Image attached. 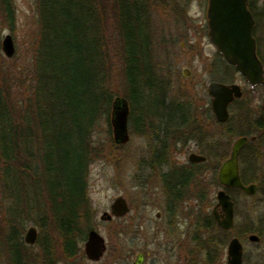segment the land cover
I'll list each match as a JSON object with an SVG mask.
<instances>
[{
    "label": "rangeland",
    "instance_id": "obj_1",
    "mask_svg": "<svg viewBox=\"0 0 264 264\" xmlns=\"http://www.w3.org/2000/svg\"><path fill=\"white\" fill-rule=\"evenodd\" d=\"M10 1L12 14L8 17L0 0V98L7 105L15 126L14 175L27 191L19 204L9 197L2 180L5 163L0 157V230L5 229L8 205L18 209L25 224L22 239L26 229L35 226L37 241L27 244L23 239L20 263L130 264L142 247L140 236L155 235L156 224L160 221L156 219V212L171 205L178 217V229L185 230L189 224V231L195 233L194 264H226L227 243L233 234L239 236L243 244L241 264H264V152L251 158L244 156L241 160L243 176L248 180H259L258 191L253 196L237 190L230 192L236 206L235 226L226 234V243L222 247L218 231L214 227L206 228L202 223L211 214L217 201L216 193L222 187L217 181L216 170L225 157L226 142L220 136L222 129L212 122L208 124L206 118L209 63L205 56L213 54L215 48L207 37L200 40L196 37L201 31L197 24L202 18L204 1L144 0L149 59L158 85L164 91L160 98L163 104L157 108L158 112L149 116L142 113L144 108H141L138 115L145 125L139 130L129 121V139L125 143L117 144L113 140L112 127L107 122L111 105L101 108L104 111L96 117L90 130L92 158L87 174V194L93 210L92 226L109 241L108 251L98 262L84 257V241L79 244L76 255L67 257L63 252L44 188L45 173L40 159L43 150L40 135L44 131L38 105L41 95L36 89L39 80L42 81L36 68L42 43L38 0ZM262 3L263 0H259V6ZM91 14H94L92 27L99 30L100 35L97 61L101 65L99 71L105 83V95L110 94L111 99L116 95L124 97L123 41L115 0H95ZM258 33L264 49V18L259 21ZM7 34L14 42L11 56L2 50V40ZM185 69L188 75L183 74ZM169 106H182L180 109L189 112L192 122L188 128L182 127V123L167 122L161 113L165 114L162 107H166L167 112ZM206 133H210V137ZM24 139L29 140L26 141L29 147L24 146ZM191 152L204 154L207 160L194 165L196 163L188 160ZM184 170L194 173L185 185L176 187L178 199L170 201L171 193L166 184L170 173ZM118 195L127 199L132 208L130 213L122 220L100 219ZM249 233L258 234L260 239L249 241ZM118 235H124L125 249L117 241ZM45 240L51 245L48 255L42 246L46 244ZM0 241H4V235H0ZM0 264H15L7 248L0 250Z\"/></svg>",
    "mask_w": 264,
    "mask_h": 264
},
{
    "label": "trees",
    "instance_id": "obj_2",
    "mask_svg": "<svg viewBox=\"0 0 264 264\" xmlns=\"http://www.w3.org/2000/svg\"><path fill=\"white\" fill-rule=\"evenodd\" d=\"M1 1L10 17L11 1ZM94 1L38 0L42 43L37 54L36 68L42 81L39 80L36 89L41 95L38 105L42 119L40 124L44 131L40 135L43 145L40 159L44 167V188L51 216L67 257L78 253L79 244L85 240L88 229L93 227V210L87 194V174L92 158L90 130L96 117L104 111L101 108L110 105L112 108L118 96L111 99L110 94L105 95L106 87L99 71L101 65L97 61L100 35L99 30L92 27ZM115 3L119 33L123 41L124 97L128 102L131 125L141 130L145 123L143 118L140 121L138 113L141 114L142 107V113L148 116L158 112L157 108L163 104L160 98L164 91L158 85L149 59L144 0H115ZM162 108V112H166V107ZM167 109L170 111L171 106ZM7 110V105L0 98V157L5 163L2 180L7 186L9 197L15 199V204H19V199L26 196L27 187L17 182L14 175L15 126ZM110 116L111 113L107 116L108 124H111ZM26 141L29 140L24 139V146L29 147ZM193 173L190 170L171 172L166 183L169 192L177 196L175 185H185ZM241 176L244 182L252 181L243 176L242 170ZM232 190L227 191L230 193ZM7 212L5 229L0 230V235H4V241H0V250L7 248L12 261L21 264L25 224L16 207L8 205ZM214 224L213 217L209 215L206 228L210 226L212 229ZM215 229L225 234L217 235L222 247L229 231ZM45 241L46 244L42 246L48 255L51 245L49 240Z\"/></svg>",
    "mask_w": 264,
    "mask_h": 264
},
{
    "label": "flooded vegetation",
    "instance_id": "obj_3",
    "mask_svg": "<svg viewBox=\"0 0 264 264\" xmlns=\"http://www.w3.org/2000/svg\"><path fill=\"white\" fill-rule=\"evenodd\" d=\"M203 1L202 18L200 19L199 24H197L201 31L198 32V35L196 37H199V40L201 38L207 37L209 43L215 48V52L213 54L205 56L207 62L209 63V82L206 88V118L208 124L212 122L222 129V133L220 134V136H222L226 141L224 143L225 146L223 151L225 157L223 158V160L230 156V152L235 140L239 137H246V141L241 147L238 155L239 172H241V160L242 158H244V156L247 158H251V156H254L255 154L264 152V83L252 84L244 74L237 70L234 64L230 63L227 60L225 54L219 51L211 41L209 33V19L207 16L209 0ZM246 7L254 22L252 27V37L255 39L256 43V55L260 60L264 70V49L259 42L258 33L259 21L260 19L264 18V0L260 6L259 0H246ZM144 22L147 29V13ZM212 82H218L225 85L229 91L224 93L223 95V99L227 101L225 108L226 115L224 119H219L213 110L212 101L214 97L210 94L211 89L209 88V85ZM236 93H238V95ZM180 108H182V106H173L171 107L170 111L164 112L165 114L161 113V115H165V117L167 118V122L169 121L174 124L182 123L180 124L182 125V127L186 126L188 128L189 123L192 122V120H189V118H191V115H189V112L187 110H182ZM207 135L210 137V133H206V136ZM204 156L207 160V156ZM190 163L200 164V162ZM252 182L256 184V189L258 191L259 180H253ZM175 186L177 187L179 185ZM176 191H178L177 188ZM176 199H178L177 196L173 194L169 195L170 201H175ZM126 202L128 205V212L125 214V216L116 217L112 215L111 218L104 220L111 222L115 219H124L132 209L127 199ZM104 212H110L109 206L108 210H104L102 214ZM217 212L220 215L222 214L220 207L217 208ZM235 216L236 206L234 203L233 226H235ZM156 219L160 221L158 224H156L157 231L155 232V235L145 234L140 236V240H142V247L139 248L130 264H194L195 233L189 231V224H187V228L185 230L178 229V217L175 214V211L171 209V205H167L165 208L161 209V211H157ZM213 219L215 221L214 228L216 227L218 229H221L218 226L216 219L214 217ZM202 223L206 224V220ZM218 233L219 235H225L220 231H218ZM212 234L215 235V233ZM205 235H210V233H205ZM102 236L105 242V249L102 256L98 260H90L86 257V254L83 250L82 254L88 260L98 262L108 251L109 241L104 235ZM117 238V241L121 243V247H123L125 241L124 235H118ZM123 248L125 249V247Z\"/></svg>",
    "mask_w": 264,
    "mask_h": 264
},
{
    "label": "water",
    "instance_id": "obj_4",
    "mask_svg": "<svg viewBox=\"0 0 264 264\" xmlns=\"http://www.w3.org/2000/svg\"><path fill=\"white\" fill-rule=\"evenodd\" d=\"M207 16L209 19V33L211 41L223 52L227 60L234 64L237 70L244 74L252 84L264 83V70L256 55V43L252 37L253 19L247 10L246 0H209ZM14 42L10 34L5 35L2 40V50L5 55L14 53ZM188 70L183 71L188 75ZM210 94L214 97L212 101L213 110L219 119L226 115V103L223 95L228 88L218 82L209 85ZM238 95V93H236ZM128 102L124 97H116L112 104L111 125L113 139L116 143H125L129 139L128 133ZM246 137L238 138L217 173V179L222 186L217 193V202L212 208V215L219 227L230 229L233 226V201L225 188H239L248 195L256 193V184H243L238 168V155ZM206 157L197 153H190L188 160L191 162H203ZM220 207L222 214L217 212ZM110 212H104L101 219L111 218L112 215L123 217L128 212L126 199L122 195L114 197L109 204ZM249 241L257 242L259 236L255 233L248 235ZM37 239L35 226H29L24 234V241L33 244ZM105 249L103 236L94 228L87 232L84 242V252L90 260H98ZM227 264H241L243 260V245L240 239L233 236L227 243ZM138 264V263H134Z\"/></svg>",
    "mask_w": 264,
    "mask_h": 264
}]
</instances>
